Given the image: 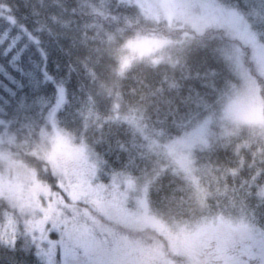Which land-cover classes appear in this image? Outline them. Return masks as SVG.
Listing matches in <instances>:
<instances>
[{"label":"trees","instance_id":"trees-1","mask_svg":"<svg viewBox=\"0 0 264 264\" xmlns=\"http://www.w3.org/2000/svg\"><path fill=\"white\" fill-rule=\"evenodd\" d=\"M217 1L245 17L264 44V22L249 16L246 0ZM179 13L188 23L184 29L146 20L128 0H0V73H10L0 75V121L15 139L12 155L30 166V196L19 186L0 191V228H7L0 264L13 256L19 264H47L67 247L64 234H43L51 193L64 195L48 159L67 154L58 146L59 134L67 132L80 149L99 155L105 172L147 187L151 212L167 223L243 215L264 228V125L231 126L225 133L212 124L208 145L191 154L193 178L163 150L208 117L219 119L240 83L231 57L241 42L222 29L197 32L191 17ZM133 37L168 43L123 67ZM21 55L30 79L9 67V59ZM245 64L260 79L249 54ZM6 213L14 216L13 227ZM14 244L15 253L8 250Z\"/></svg>","mask_w":264,"mask_h":264},{"label":"rangeland","instance_id":"rangeland-1","mask_svg":"<svg viewBox=\"0 0 264 264\" xmlns=\"http://www.w3.org/2000/svg\"><path fill=\"white\" fill-rule=\"evenodd\" d=\"M246 1L249 16L255 23L262 24L264 0ZM128 3L136 5L148 21L166 22L181 29L188 26L179 13L183 10L191 17L189 25L195 31L222 29L241 42L231 57L238 68L240 83L227 98L220 118L208 117L163 148L169 160L187 177L193 178L191 154L195 148L208 145L212 124L219 125L225 133L231 126L264 125V119H255L257 113L264 112L261 93L264 90V44L245 17L217 0H128ZM167 43L164 39L133 37L125 45L121 65L128 67L135 59L154 54ZM247 54L260 79L246 66ZM63 104L61 99L56 113ZM241 114L248 119H240ZM0 129L3 130L0 132V161H4L0 168V190L6 189V193L19 186L20 193L30 196V166L13 160L14 156L6 148L15 144L9 126L0 121ZM44 140L46 138L42 139V144L46 146ZM58 146L65 147L59 149L67 154L61 155L59 160H48L53 164L54 175L65 196L58 191L51 193L54 199L48 205L50 215L44 219L48 228L43 234H64L63 244L67 247L62 248L58 257L55 251L56 258L49 257L47 264H264V228L249 218L212 215L194 222L167 223L151 212L147 187L129 176L105 172L99 155L80 149L68 132L59 134ZM66 156L72 166L64 159ZM45 199L48 201L47 197ZM35 206L36 200L29 206L33 212ZM5 215L7 226L13 227L14 216ZM58 221L67 229L58 228L63 225ZM2 226L0 236L5 238L7 228L5 224Z\"/></svg>","mask_w":264,"mask_h":264},{"label":"snow or ice","instance_id":"snow-or-ice-1","mask_svg":"<svg viewBox=\"0 0 264 264\" xmlns=\"http://www.w3.org/2000/svg\"><path fill=\"white\" fill-rule=\"evenodd\" d=\"M22 60H23V55H21L20 60H16V61H13L10 58L9 59V67H12V71L14 73H16L17 75L22 76V77L27 78V79H30L31 78L29 75L30 70H26L23 67V64L21 63ZM13 63H15V66H13ZM0 75L8 76V75H10V73H8L7 69H5L3 73H0ZM21 85L23 86V81H21ZM33 247H35V245H33ZM8 250L15 253L17 251V248L15 247V244H14ZM20 251H24L26 254H31L29 249H20ZM10 264H19V262L16 261L15 256L10 258Z\"/></svg>","mask_w":264,"mask_h":264},{"label":"clouds","instance_id":"clouds-1","mask_svg":"<svg viewBox=\"0 0 264 264\" xmlns=\"http://www.w3.org/2000/svg\"><path fill=\"white\" fill-rule=\"evenodd\" d=\"M239 118L242 119V120H246V119H248V117L245 116L244 114H241V115L239 116ZM255 119H256V120H262V119H264V112H259V113H257Z\"/></svg>","mask_w":264,"mask_h":264}]
</instances>
